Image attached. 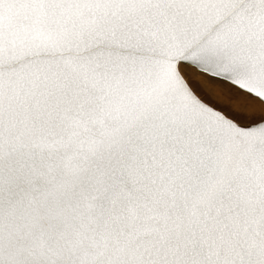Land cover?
<instances>
[{
  "label": "snow or ice",
  "instance_id": "6c2138e0",
  "mask_svg": "<svg viewBox=\"0 0 264 264\" xmlns=\"http://www.w3.org/2000/svg\"><path fill=\"white\" fill-rule=\"evenodd\" d=\"M0 264H264V0H0Z\"/></svg>",
  "mask_w": 264,
  "mask_h": 264
}]
</instances>
